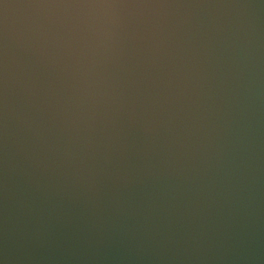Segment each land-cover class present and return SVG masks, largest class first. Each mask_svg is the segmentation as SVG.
Listing matches in <instances>:
<instances>
[{"label": "water", "instance_id": "water-1", "mask_svg": "<svg viewBox=\"0 0 264 264\" xmlns=\"http://www.w3.org/2000/svg\"><path fill=\"white\" fill-rule=\"evenodd\" d=\"M0 264H264V0H0Z\"/></svg>", "mask_w": 264, "mask_h": 264}]
</instances>
